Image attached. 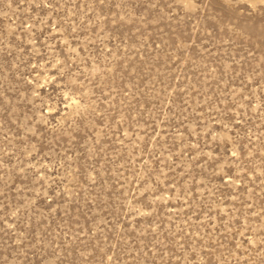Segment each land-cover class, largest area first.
Listing matches in <instances>:
<instances>
[{"label": "rangeland", "instance_id": "rangeland-1", "mask_svg": "<svg viewBox=\"0 0 264 264\" xmlns=\"http://www.w3.org/2000/svg\"><path fill=\"white\" fill-rule=\"evenodd\" d=\"M0 264H264V0H0Z\"/></svg>", "mask_w": 264, "mask_h": 264}]
</instances>
